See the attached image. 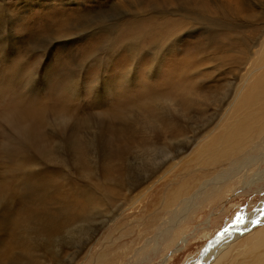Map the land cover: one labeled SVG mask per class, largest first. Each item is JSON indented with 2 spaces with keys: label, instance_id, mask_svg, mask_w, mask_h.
Listing matches in <instances>:
<instances>
[{
  "label": "rangeland",
  "instance_id": "374dc122",
  "mask_svg": "<svg viewBox=\"0 0 264 264\" xmlns=\"http://www.w3.org/2000/svg\"><path fill=\"white\" fill-rule=\"evenodd\" d=\"M263 40L264 0H0V237H56L44 256L29 248L32 264L199 257L264 201V184H242L256 164L233 174L247 154L264 168L256 142L233 159L195 154L223 133ZM45 220L57 224L30 228Z\"/></svg>",
  "mask_w": 264,
  "mask_h": 264
},
{
  "label": "bare ground",
  "instance_id": "6f19581e",
  "mask_svg": "<svg viewBox=\"0 0 264 264\" xmlns=\"http://www.w3.org/2000/svg\"><path fill=\"white\" fill-rule=\"evenodd\" d=\"M190 8L192 12L193 5H191ZM154 9L155 8H153V10ZM142 15L144 16V14ZM204 18L205 17H200L201 20H203ZM192 19L195 20V18ZM60 29H63V27ZM174 34L176 33L173 32V35ZM251 53H253L254 59L252 60L250 67L246 71L245 76H243V80L240 88L238 87L239 89H237L238 90L237 95L234 98L233 104L231 106L232 111L229 113V115L226 114L227 116L224 119H222L224 121L227 119V124L225 123L224 125L223 133L221 131L223 125L220 127V130L218 128L216 131L209 132V135L203 138V140L198 144V147L195 150V154H200L203 156V153H205L208 157L213 159H217L220 156L224 157V159L225 158L233 159V150L236 149L235 151L237 153H240L241 150L251 146V144L254 142L258 144L259 146L258 149L264 148V140L261 141L259 139L264 137V53L261 52L260 49H256V50L254 49L253 51H251ZM248 84H250L249 89L246 88ZM218 130L220 132H218ZM25 134L29 139L32 137V132L30 128L25 129ZM257 158L258 155L247 154L245 157L242 158V160L239 161V163L236 166H233V174L236 175L238 169L242 170L243 166H246L247 164L257 165L256 168L258 170L257 169H256L257 171L254 170L255 172L254 171L252 172L253 173L252 176H250L251 174H249V176L247 175L248 176V178L246 177L247 180L245 178L246 181L244 180L242 183L244 186L248 188V190L254 188L255 190H260L262 189L264 184V182L262 183L264 168L261 167ZM226 175L227 172H223L222 174L219 175L218 180L221 181L222 179H224ZM238 176L240 177L241 175ZM244 176L246 175L244 174ZM244 176L242 174L241 177L243 178ZM229 177L231 176L229 175L227 178ZM5 208L6 210L13 209L12 207H10V209L9 207H5ZM262 208H264V201H262V203L259 204V206H257V209H255L251 214L249 213L243 214L245 217L243 223L238 225L237 224L229 225L228 227H226L227 229H229V231L227 233H223L222 238L219 234L217 237L215 236V238L203 249L201 255L197 258L194 257L190 259L187 264H206L208 262L209 264H220L221 258L225 254H229L231 257L230 261L226 264H264V214L258 211L259 209ZM8 215L9 214H7L6 216ZM257 217H260V224L262 225L258 228L255 227L250 228V226L254 225L253 223H251V221L256 219ZM13 221L14 220L11 219L6 222L8 228H11V231L13 228H15L14 226L15 223ZM45 221L48 222L46 223L48 227L45 226L39 228L37 225H34L31 226L30 228L33 229L34 232L41 233L40 231L52 227L55 223V221L52 220H45ZM23 226L24 225H21L17 222L16 227L22 228ZM238 231H243V232H238ZM164 233L165 235L166 234L169 235L168 230H165ZM55 238L56 237H52L51 239L48 240L46 244L40 246L38 244H27L16 240L6 241L5 239H2L0 237V264H32L28 262L29 248L30 247L33 248L41 256H44L42 250H46V248L48 250L49 245L53 246V249L55 248V243H54V240H56ZM159 238L161 237L159 236ZM235 240H236L235 243L244 242L245 245H243L244 248H242L241 246L242 249L240 248L238 254L233 257V253H231L232 250H230V247L232 245L229 244ZM185 242H186L185 239L181 242H178L173 250L175 251L179 250L185 244ZM240 244L241 243L235 245L233 243V246L234 247L240 246ZM9 246H11V248H9ZM39 247H43L41 251H39ZM57 249L58 248H56L54 252L57 253ZM158 250L159 249L157 248L154 251L157 252ZM221 250H223V253H220ZM226 256L228 257V255ZM146 260L148 262L150 261V258L148 257ZM164 260L165 259H163V261ZM37 264H45V262H39Z\"/></svg>",
  "mask_w": 264,
  "mask_h": 264
},
{
  "label": "snow or ice",
  "instance_id": "6c2138e0",
  "mask_svg": "<svg viewBox=\"0 0 264 264\" xmlns=\"http://www.w3.org/2000/svg\"><path fill=\"white\" fill-rule=\"evenodd\" d=\"M45 42H47V41H45ZM258 211L260 213L264 214V208L259 209ZM244 219H245V217H244L243 213L237 214L236 224L238 225V224L243 223L244 222ZM251 223H253L254 225L255 224H259L260 223V217H257L256 219L252 220ZM228 231H229V229L226 228V229L223 230V233H227ZM223 233L219 234L221 236V238L223 236Z\"/></svg>",
  "mask_w": 264,
  "mask_h": 264
}]
</instances>
